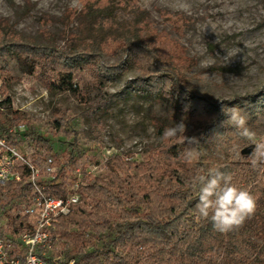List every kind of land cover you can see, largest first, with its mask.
Here are the masks:
<instances>
[{
  "label": "trees",
  "instance_id": "obj_1",
  "mask_svg": "<svg viewBox=\"0 0 264 264\" xmlns=\"http://www.w3.org/2000/svg\"><path fill=\"white\" fill-rule=\"evenodd\" d=\"M121 13L128 18L121 19ZM159 15L179 34L187 24L179 13L159 10ZM63 23L65 46L46 29L41 31L46 40L42 45L21 35L8 21L0 22V57L12 54L26 74L47 88L71 92L87 106L82 114L89 116L110 103V98L101 97L89 104V92L103 86L104 76H117L134 65L143 75L131 81L136 93L173 100L178 111L197 124L185 135L197 137L199 143L166 140L143 151L140 159L114 154L107 160V173L96 175L80 163L77 140L68 139L67 127L74 117L54 110L52 131L46 134L24 112L10 109L13 123L29 125L25 134L32 140L33 162L53 158L56 171L47 180L43 174L38 178L42 190L67 197L72 193L69 179L80 181L78 202L56 218L51 231L54 242L65 248L60 264H70L71 259L73 264H264V165L253 168L250 163L254 144L261 140L241 136L225 114L237 107L246 115L247 127L264 126V89L235 97L230 108L190 91L186 77L194 63L173 37L155 27L140 0H82L80 9L66 10ZM107 56L116 58L114 64L104 62ZM1 69L4 104L10 106L8 84L19 78L4 75ZM59 135L66 137L56 139ZM10 141L18 144L14 137ZM55 141L66 148L55 152ZM205 145L215 146L226 160L207 163ZM186 148L196 153L190 160L182 155ZM211 169L230 173L234 184L256 198L253 215L228 233L214 230L196 208L199 187L192 180L207 176ZM30 174L24 168L22 183H11L6 191L0 186V208L10 217L15 233L24 228L26 218L5 208L31 192L32 185L26 182Z\"/></svg>",
  "mask_w": 264,
  "mask_h": 264
},
{
  "label": "rangeland",
  "instance_id": "obj_2",
  "mask_svg": "<svg viewBox=\"0 0 264 264\" xmlns=\"http://www.w3.org/2000/svg\"><path fill=\"white\" fill-rule=\"evenodd\" d=\"M140 4L150 13L155 27L173 37L194 63L186 77L190 91L230 108L236 103L235 97L264 89V0H140ZM81 7L82 0H0V22L8 21L21 35L42 45L46 40L41 31L46 29L58 45L65 46L64 14L67 9ZM159 10L187 18L181 34L163 21ZM120 18L128 16L121 13ZM115 61L114 57L104 58L106 64ZM0 67L4 75L19 78L8 84L11 105L5 103L0 111V125L13 123V108L49 134L54 110L66 112L74 117L67 127L71 132L68 139L77 140L80 163L96 175L107 173V160L114 154H132L140 159L143 151L162 146L166 141L161 139L164 129L182 119L187 130L197 127L178 111L173 100L138 95L131 81L143 75L134 65L117 76H104L103 86L89 92V104L101 97L110 98L108 106L95 116L82 114L87 106L71 92L47 88L26 74L14 55L0 57ZM248 129L255 134L248 140L264 141L262 124L252 123ZM30 145L22 143L21 149H31ZM53 148L60 153L66 145L55 141ZM203 158L212 164L227 157L215 146L205 145ZM44 173L43 178L49 179Z\"/></svg>",
  "mask_w": 264,
  "mask_h": 264
},
{
  "label": "built area",
  "instance_id": "obj_3",
  "mask_svg": "<svg viewBox=\"0 0 264 264\" xmlns=\"http://www.w3.org/2000/svg\"><path fill=\"white\" fill-rule=\"evenodd\" d=\"M1 87L0 77V111L4 110L5 99ZM28 129L29 125L25 122L0 125V186L6 191L11 183H22L24 168L31 172L26 182L32 185L29 194L18 196L14 203L5 208L26 218L22 230L12 232L11 219L0 208L3 219V223H0V264H60L65 248L54 242L51 231L55 228L56 218L68 214L71 206L78 202L80 195L76 189L80 181L69 179L72 193L67 197L47 195L39 185L38 178L44 169L51 176L56 166L52 165V157L36 165L32 160L34 150L21 149L22 143H32L29 135L25 134ZM11 137L18 144L12 143ZM69 263L73 264L74 260L71 259Z\"/></svg>",
  "mask_w": 264,
  "mask_h": 264
},
{
  "label": "clouds",
  "instance_id": "obj_4",
  "mask_svg": "<svg viewBox=\"0 0 264 264\" xmlns=\"http://www.w3.org/2000/svg\"><path fill=\"white\" fill-rule=\"evenodd\" d=\"M225 114L228 117L226 122L239 129L241 136L248 139L254 137L255 134L246 126L247 118L241 109L233 107ZM186 131L187 125L182 119L171 127L165 128L161 139L182 138L187 145L198 144V138L187 137L185 135ZM254 145L255 148L250 155V163L253 168H256L264 165V141ZM195 154L193 148H186L182 153L188 160ZM192 183L194 186L199 187V197L196 205L199 215L204 219H210L214 230L217 232L228 233L238 229L256 211L257 202L254 195L234 184L230 173L219 169H211L207 176L198 175L194 177Z\"/></svg>",
  "mask_w": 264,
  "mask_h": 264
}]
</instances>
